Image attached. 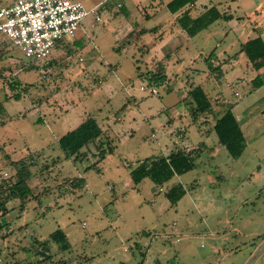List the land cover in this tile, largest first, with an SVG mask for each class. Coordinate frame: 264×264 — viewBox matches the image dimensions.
Masks as SVG:
<instances>
[{"label":"rangeland","instance_id":"rangeland-1","mask_svg":"<svg viewBox=\"0 0 264 264\" xmlns=\"http://www.w3.org/2000/svg\"><path fill=\"white\" fill-rule=\"evenodd\" d=\"M79 1L102 4L100 19L88 13L46 58L29 61L0 37V183L23 158L33 190L22 211L12 199L0 217V264L40 259L41 242L47 264H264V62L233 59V72L225 64L228 73L215 76L205 60L264 40V0H197L196 10L215 5L230 17L193 37L180 32L169 0ZM148 71L164 80L151 82ZM195 85L209 91L215 113L193 119L186 94ZM229 105L245 139L235 157L206 129ZM87 113L104 132L65 158L57 138ZM176 150L192 155L191 170L158 186L149 177L132 183L141 160ZM176 184L185 193L171 202L165 193ZM57 228L67 250L48 238Z\"/></svg>","mask_w":264,"mask_h":264},{"label":"trees","instance_id":"trees-1","mask_svg":"<svg viewBox=\"0 0 264 264\" xmlns=\"http://www.w3.org/2000/svg\"><path fill=\"white\" fill-rule=\"evenodd\" d=\"M197 0H169L166 2V8L172 14L176 15V24L181 32L188 37H193L203 29H206L211 23L219 18H229L223 12H220L215 5H204L202 10L197 12L192 11L189 5H193ZM122 10L124 8L120 7ZM134 28L137 23H133ZM144 30H142L143 32ZM1 37V36H0ZM123 43V40H120ZM76 44H80L76 41ZM120 50L121 47H115ZM240 52H243L248 60L256 65L258 62H264V40L261 35L254 36L247 39L240 45ZM214 54L211 51L206 61L210 60V55ZM25 57V56H24ZM28 59V58H27ZM29 61H33L30 60ZM26 69H30L33 65L26 63ZM210 70H215L216 75L221 73L220 65L212 66L209 64ZM149 72V71H148ZM151 82L160 83L164 80L165 73L161 71L149 72ZM214 73V74H215ZM255 85L262 82L259 74L252 80ZM187 96L190 98L191 115L196 119L201 114H206L212 110V99L204 91L201 85H195L187 91ZM17 97V95H15ZM0 104V111L5 110L4 106ZM231 105L226 107L219 116H215L214 124L212 126L217 140L222 144L231 156H238L242 153L244 148V135L240 124L234 115ZM104 130L97 122L96 118L87 113L85 117L72 129L67 130L64 134L57 138L58 146L65 158L76 156L77 153L85 145L102 136ZM110 152V151H109ZM101 157L104 154L100 152ZM30 165H35L32 160ZM15 169L14 179L5 180L0 183V217L4 216L9 210L8 202L12 199L21 201L20 209H24V201L29 199L33 192L31 186L28 184L32 172L27 166L25 159L21 158L11 162ZM194 167V161L191 154L182 150H176L168 155L161 156H147L141 160L136 166L130 169L129 174L134 185L138 184L143 178L149 177L155 185H161L168 181L174 175H179L191 170ZM185 191L181 184L171 186L165 193V196L171 201L175 202L184 195ZM1 227V226H0ZM50 240H53L59 245L61 250L69 248V242L65 232L57 228L51 231L48 235ZM41 242V249L39 254L42 255L36 261H27L26 264H47L51 258L47 253V246ZM13 264H20L19 261Z\"/></svg>","mask_w":264,"mask_h":264},{"label":"built area","instance_id":"built-area-1","mask_svg":"<svg viewBox=\"0 0 264 264\" xmlns=\"http://www.w3.org/2000/svg\"><path fill=\"white\" fill-rule=\"evenodd\" d=\"M101 5L86 9L79 0H11L0 6V36L11 40L26 58L43 59L56 50L59 41L76 34L88 13H95L99 20ZM149 91L155 93L156 89Z\"/></svg>","mask_w":264,"mask_h":264},{"label":"crops","instance_id":"crops-1","mask_svg":"<svg viewBox=\"0 0 264 264\" xmlns=\"http://www.w3.org/2000/svg\"><path fill=\"white\" fill-rule=\"evenodd\" d=\"M191 8H192V11H194V12H197V11H199V9L198 10H196L195 9V3L193 4V5H189ZM204 7V6H203ZM203 9V8H202ZM202 9H200V10H202ZM170 14H172V13H170ZM173 15V14H172ZM145 30V29H144ZM181 32V31H180ZM183 33V32H182ZM184 34V33H183ZM246 41V40H245ZM245 41H243V42H245ZM243 42H241V43H243ZM241 43L239 44V47H238V50L236 51V52H234L233 54H230V55H227V56H223V53H219V55L218 54H216L215 55V53L213 54V55H215L214 57H216V60H212V57H211V55H210V60L208 61L212 66H219L220 65V69H221V74H222V72L224 71L223 70V68H222V66L223 65H225V64H229V66H228V69H227V71L229 70V71H231V72H233V70H234V66L231 64L233 61H231V60H235V61H237V60H242L246 65H249V60H248V58L246 57V55L243 53V52H240L239 50H240V45H241ZM211 53V52H210ZM209 53V54H210ZM209 54L207 55V56H209ZM206 56V57H207ZM206 57H205V59H206ZM243 57H246V59L247 60H243ZM216 62H218L217 64H215ZM253 66V65H252ZM255 67V66H254ZM203 72H206L207 71V69H204V70H202ZM211 71V70H210ZM227 71H224V72H226V73H228ZM208 72V71H207ZM208 75H210V76H208L207 78V83H206V88H207V90H214L216 87H215V82H214V80L213 79H211V83L209 82L210 81V77H211V74H210V72H209V74ZM238 78H241L240 76H238ZM212 85H213V87H212ZM226 85L228 86L229 85V83H226ZM202 88L204 89V91L206 92V90H205V88L202 86ZM217 90V89H216ZM207 93V92H206ZM208 93H209V91H208ZM207 93V94H208ZM216 93H217V91H216ZM215 93V94H216ZM223 93V92H222ZM220 94H221V92H220ZM222 95V94H221ZM186 96H187V94H186ZM211 97V96H210ZM213 97V96H212ZM215 98H216V96H214ZM213 97V98H214ZM214 98V99H215ZM214 110H215V108H214ZM211 110V112L212 113H215L217 110ZM210 113V112H209ZM206 114H208V113H206ZM203 122H204V120H203ZM206 124H207V126H208V128H206V129H208L209 130V127L211 126H213V124H214V121L211 123V125H209V123H207L206 122ZM208 130H206V132H209ZM214 131V130H213ZM218 141V140H217ZM188 152V151H187Z\"/></svg>","mask_w":264,"mask_h":264}]
</instances>
